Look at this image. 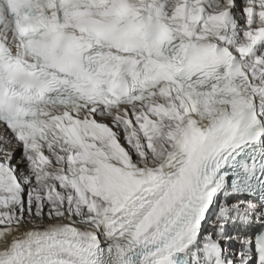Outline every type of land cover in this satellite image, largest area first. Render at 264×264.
I'll use <instances>...</instances> for the list:
<instances>
[{"label":"snow or ice","instance_id":"6c2138e0","mask_svg":"<svg viewBox=\"0 0 264 264\" xmlns=\"http://www.w3.org/2000/svg\"><path fill=\"white\" fill-rule=\"evenodd\" d=\"M0 264H264V0H0Z\"/></svg>","mask_w":264,"mask_h":264}]
</instances>
